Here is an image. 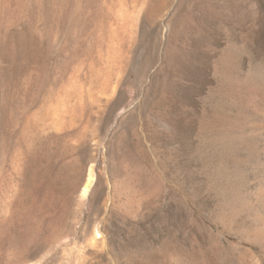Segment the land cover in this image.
<instances>
[{
    "label": "rangeland",
    "instance_id": "374dc122",
    "mask_svg": "<svg viewBox=\"0 0 264 264\" xmlns=\"http://www.w3.org/2000/svg\"><path fill=\"white\" fill-rule=\"evenodd\" d=\"M259 74L264 0H0V264H264Z\"/></svg>",
    "mask_w": 264,
    "mask_h": 264
},
{
    "label": "bare ground",
    "instance_id": "6f19581e",
    "mask_svg": "<svg viewBox=\"0 0 264 264\" xmlns=\"http://www.w3.org/2000/svg\"><path fill=\"white\" fill-rule=\"evenodd\" d=\"M256 79L257 81H260L262 82V84H264V74H259L256 77ZM242 130L244 131V136L242 132L241 136H239L238 138V143L242 147V150L243 148L245 150L246 155L245 154L244 155L246 157V163L248 164L246 165V163L244 162L247 168L243 164L245 169L237 167V169L234 168L236 170L235 172L230 173L228 182L231 183L232 187H230L228 191L229 194L231 195L229 201H230L231 207H234V208L238 207L237 209L238 211L242 209L244 210L246 209L248 214L250 211L255 223L259 225L262 224V226L264 227V116L261 117L260 122L248 123L245 125L244 128H242ZM238 166H240V164H238ZM244 170L248 172L250 176L252 175L254 178V181H252L253 183L250 184L249 189L247 190L246 189L243 190V188H241L242 181H241L240 175L242 176V174H240L239 171H244ZM93 175L94 173L92 174V169L91 167H89L87 170L86 176H85V180L80 189L81 191L80 198L82 199L85 198L87 193L89 192V189L94 183ZM239 183H240V186L238 187ZM234 208L231 210L236 211ZM96 231H95V237H99L98 232Z\"/></svg>",
    "mask_w": 264,
    "mask_h": 264
},
{
    "label": "water",
    "instance_id": "95a60500",
    "mask_svg": "<svg viewBox=\"0 0 264 264\" xmlns=\"http://www.w3.org/2000/svg\"><path fill=\"white\" fill-rule=\"evenodd\" d=\"M92 174H93V171H92ZM93 177H94V175H93ZM80 192H81V191H80ZM80 192H79V194H80ZM88 193H89V192H88ZM88 193H87V195H88ZM87 195H86V197H87ZM86 197H85V198H86Z\"/></svg>",
    "mask_w": 264,
    "mask_h": 264
}]
</instances>
